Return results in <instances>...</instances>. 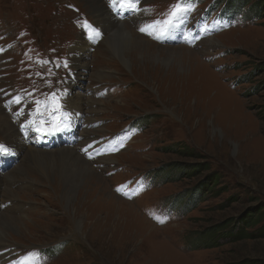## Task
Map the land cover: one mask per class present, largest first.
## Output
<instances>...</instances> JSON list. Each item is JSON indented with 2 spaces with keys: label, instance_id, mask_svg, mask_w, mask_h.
Segmentation results:
<instances>
[{
  "label": "rangeland",
  "instance_id": "374dc122",
  "mask_svg": "<svg viewBox=\"0 0 264 264\" xmlns=\"http://www.w3.org/2000/svg\"><path fill=\"white\" fill-rule=\"evenodd\" d=\"M112 1L0 0V113L18 145L0 132V216L15 221L0 232V264H264V86L251 91L264 83V18L250 0H139L138 20L119 18L134 40L193 54L182 72L193 73L176 84L161 61L126 68L111 52L105 35L119 26L103 30L96 19ZM82 39L85 59L73 65L71 48ZM74 77L72 90L83 99L77 115L64 106ZM142 114L152 115L129 130ZM30 119L37 130L57 133L40 150L67 148L85 159L91 184L101 182L97 193L123 204L117 219L96 218L98 201L88 209L66 204L58 178L49 173L48 181L30 165L22 138L32 133ZM201 162L208 171L165 182L167 163ZM195 184L206 190L200 199L185 190ZM226 223L225 233L246 237L206 248L191 235ZM128 225L138 228L137 238ZM49 244L47 255L36 254Z\"/></svg>",
  "mask_w": 264,
  "mask_h": 264
},
{
  "label": "bare ground",
  "instance_id": "6f19581e",
  "mask_svg": "<svg viewBox=\"0 0 264 264\" xmlns=\"http://www.w3.org/2000/svg\"><path fill=\"white\" fill-rule=\"evenodd\" d=\"M133 1L134 0H123L120 6L115 7L114 13H110L108 10L106 11L105 8H100L103 11V13L98 14L96 21L102 25L103 30H106L107 28L111 30L113 27L115 28L119 26L113 36L105 35L106 38L105 40H109L107 41L106 44L107 45L109 44L108 46L110 47L111 52L113 54H116V58L120 60L123 63L122 65H124L126 68L130 67V65H132L134 62L138 63V61L140 63H143V66L147 65L144 64L146 62L161 61L163 66H165V68H168V71L165 74L167 81L174 80L176 82L177 81L179 82L181 80H184L185 77L186 78L189 77L190 76L189 72L191 70H189L188 73H184V74L182 72L184 71V68L187 67L185 64H190L189 60L192 59L191 55L193 54L191 53L190 50H188L186 47H183V45L171 46V47L156 46L155 48L149 47L148 43L134 40V38L130 35L131 31L129 32L128 28L124 26V22L119 21V18H122L127 14L131 15L132 17L138 15L140 9L137 8L135 4L132 3ZM172 35L175 36V32H173ZM86 40L88 41V39ZM87 43L88 42L82 39L71 48V52L73 53V59H74L73 65L82 63V60L85 59L83 55L85 54L87 50V46L89 45ZM145 50L148 51L144 55ZM86 66L87 64L83 63L79 67H81L80 69L83 68L84 70L86 69ZM76 81H77V77H74L71 80L72 84L67 85L66 87V98L64 101V106L66 113L73 112L74 114L77 115L79 111L83 109V105H82L83 99H82V95L75 94L74 91L72 90V87L78 86ZM178 82L176 84H178ZM8 83L12 87L11 82ZM19 93L20 91H18L16 95H19ZM2 96H4V93L0 95V97ZM72 96L75 97L76 99L73 98ZM80 120L82 119L80 118ZM28 122L31 126L32 133L29 132V134H23L22 138L29 144L27 155L30 165L36 171L42 174L45 177V179L49 177V173L55 175L58 178L60 182L55 181V183L57 187L60 188L61 190L60 193H62L61 197L63 198L66 204L69 203L71 204L72 201H74L73 202L74 205L75 204L79 205L78 208L81 207L88 209L90 207H93V205H96V202L98 201L101 204L100 206L101 210H99L100 211L99 212L96 209V211L99 212V214L97 213L96 218L98 219L100 218L103 221L108 220L109 218L111 220L117 219L121 211L119 209V205L123 206V204L119 203L120 202L119 199L110 197L108 195L109 193L105 194L106 193L105 192L104 194H102V196H100V194L97 193L98 190L95 186H98L101 182H99L100 180L97 181V179L94 178L97 181V183L95 184L93 183L94 185L91 184L90 176H94L95 173L94 174L92 173L93 170L90 168L89 164L86 161H84L85 159L83 160L81 157L76 155L74 150L72 149L59 148L54 151L42 150V149L40 150L38 146L45 145L48 142L51 146V142H54L57 138V133L55 134L50 133L49 136V134L37 130L36 124L34 125V122L32 123V119H30ZM9 131L13 132V124L10 122L6 114L0 113V132H2L3 135H5L4 138L8 137L7 140L9 141L10 144H13L16 147H18L17 143L13 138L15 137L14 134L15 130L12 134ZM16 136L19 137V134H16ZM11 138L13 139V141ZM30 144L33 146H31ZM97 151L98 150H96L95 153ZM107 204H110V207ZM101 211L102 212L104 211V213L102 214ZM102 217H104L105 219ZM123 218H125V216ZM14 222L15 221H13L12 219L6 218L5 215H1L0 223H2L1 224L2 226L0 227V232L2 234H3V230L4 232H8L7 228L13 227L12 224ZM130 226L131 225H128L127 229L129 230L131 229L132 232L130 233L132 237L137 238L139 232L138 228H134ZM3 254L4 253L2 252V256ZM2 256L0 255L1 261H3L5 258Z\"/></svg>",
  "mask_w": 264,
  "mask_h": 264
},
{
  "label": "trees",
  "instance_id": "16d2710c",
  "mask_svg": "<svg viewBox=\"0 0 264 264\" xmlns=\"http://www.w3.org/2000/svg\"><path fill=\"white\" fill-rule=\"evenodd\" d=\"M250 1L252 2L254 9L256 10V14L259 15L258 20H262L264 18V0H250ZM263 86H264V83H262V82L260 83V81L256 82V85L254 84V86H252V88H251L252 95L253 94L257 95L258 91ZM165 150H175V149L172 146L171 148H168ZM176 153H178L182 157H187V158L190 157V158L200 159L199 155L192 152L191 150L190 151L186 150L185 152H180V151L176 150ZM188 169H191V170L187 171ZM197 169H199L201 172H204V171L209 170V166L205 162H201L200 164H198V166H196L194 168H189V167L186 168V167H183L182 165H175L172 163H167L166 172H165V182L169 181L170 179H174V178L180 179V178L192 177L196 173L195 170H197ZM213 174H210V175H212V177L214 176L212 182H215L217 180V175H213ZM185 190L188 191L189 194L191 193V194H194L195 196H198L199 199L202 196H204V192L206 193V190L202 186V184H195L192 187L185 188ZM208 192H211V193L213 192L215 194L217 191H216V189H209ZM261 218H262L261 221L262 220L264 221V216H261ZM257 219H260V218L255 217L254 219L248 220L246 222L247 224H245V226L252 225V224H248V223H256V221H258ZM263 221H262V223H263ZM241 224H243V222ZM228 225H229V223L219 224L213 230H209V231H205V232H201V233L199 232L198 234L195 232H191V235L195 236L196 240L198 242L204 244L205 245L204 247H206V248H210V247L216 245V241H218L217 239H220V240L228 239V241L233 242V241H236V240H239V239L246 237V234L244 235L243 231L239 234V236L231 234V233H229V234L225 233V230L228 228L227 227ZM259 227L262 228L264 226L262 224H260ZM53 248H54V246H49V247L43 248L42 251L47 252Z\"/></svg>",
  "mask_w": 264,
  "mask_h": 264
}]
</instances>
